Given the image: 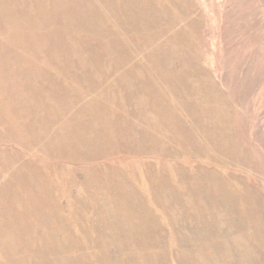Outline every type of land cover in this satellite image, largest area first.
<instances>
[{
    "label": "bare ground",
    "instance_id": "bare-ground-1",
    "mask_svg": "<svg viewBox=\"0 0 264 264\" xmlns=\"http://www.w3.org/2000/svg\"><path fill=\"white\" fill-rule=\"evenodd\" d=\"M198 23L188 0H0V264H264Z\"/></svg>",
    "mask_w": 264,
    "mask_h": 264
},
{
    "label": "rangeland",
    "instance_id": "rangeland-1",
    "mask_svg": "<svg viewBox=\"0 0 264 264\" xmlns=\"http://www.w3.org/2000/svg\"><path fill=\"white\" fill-rule=\"evenodd\" d=\"M188 1L199 19L198 64L222 93L232 127L247 147L253 171L242 175L263 199L264 212V0ZM5 148L19 152L11 146ZM35 158L39 156L30 159ZM183 233L200 241L198 230ZM223 239L229 242L231 237L223 234ZM232 252L240 261V253Z\"/></svg>",
    "mask_w": 264,
    "mask_h": 264
}]
</instances>
